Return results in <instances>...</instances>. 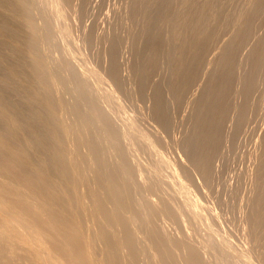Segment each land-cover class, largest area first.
I'll return each mask as SVG.
<instances>
[{
  "label": "bare ground",
  "instance_id": "1",
  "mask_svg": "<svg viewBox=\"0 0 264 264\" xmlns=\"http://www.w3.org/2000/svg\"><path fill=\"white\" fill-rule=\"evenodd\" d=\"M83 1L85 2V0H82L81 2ZM131 1L132 12L129 11L131 12V17L129 15L130 23L134 26L136 25L140 29L138 31V29L135 28L138 32H135L134 34L132 33V42L134 48L133 53L135 54L136 59L133 60L135 61L134 63H132L133 65L131 64L132 60H129L130 67L132 65L133 68L131 67L132 76H128L126 74H123L125 72L124 69L121 68L122 70H124V72L120 70L119 65L117 64L119 63V59H117L116 55L112 56L110 68L108 64L107 74H105V71V73L101 72L102 70H104L103 67L101 71L97 69V67H93V64H91L93 66L90 67L89 65L87 67L86 64H90L91 62V60L90 62H88V57H85L86 59L81 57L84 59L83 61L87 60V62L85 61V66L87 68L84 67V65L79 64L80 60L77 62L76 56L81 53H79L78 50L82 45H80V43H78L77 41L79 40V42H81L80 38L82 40L83 38L80 35V38H78V40H76L77 38H72L76 41V44H79L77 46H80V48H75L73 46L75 44L73 43L72 46L74 48H71V41L70 45L67 44L69 42L66 43L64 41V37L66 36L64 35V31H66L67 33L70 32V28L68 27L69 25L66 24H69V20L71 19L67 18L68 22L65 23V25L69 28H66L69 30L68 32V30L64 29L65 27L63 28L64 30L62 29V27H60L65 25H62V22L64 23V21L59 24L61 19L60 17H58L64 9H62V6L65 5L64 3H68V6L69 2H72V0H0V264H264V178H262L263 184L262 182V185L260 184V187L263 188L261 189V192L259 191V197L256 196L259 193L255 195L258 198L256 199V201L254 200V208L252 207L253 210L251 209L252 212L250 215L253 218V225L251 223L252 227L250 228L252 229V233L250 238L252 239V241H249V244L246 247V244H244V246L242 247L243 249H238L235 246L236 244L233 245L236 242L239 243V240L242 238H240L236 242H234L235 240H233L232 244V241L227 238L228 234H226V237H224V235L221 236L223 234L222 232L220 233L219 230V228H222L223 226L221 225V223V227H218V233L220 234L217 233L218 230L214 231V229H212L213 224L209 223L206 225L200 223L203 226L206 225L208 228L206 229L204 226V230H206V232L204 234H202V232V236H200L201 234L197 235L200 237L195 236L197 234H195V232H199L196 230L203 229V227L201 228L199 222H197L200 221L197 220V217H200L201 219L204 218L203 216H206V213L209 212V210H207L206 212L204 211V208H201L202 202H199V199L201 198L200 196H198V198L195 197L196 199L191 197L192 193L190 191V188L188 187L191 181H188L191 180L190 176L192 177L194 172H192V175H190L191 172L189 171L190 169H188L189 167L187 168V165H185L182 161H179L180 159L176 162V164H173V168L170 169V172L172 173V169L174 170L172 173V175L174 174V179L173 177L172 180L170 179L171 182L169 185H173L172 188L174 187L175 189L174 192H172V195L169 196L167 192H170L171 190L173 191V189L167 191L169 189V186L166 190L164 189L163 182L168 181L165 180L168 179V176L165 179L163 178L164 173L162 174V168L164 167L163 164L167 165L168 163L170 166L169 161L171 159L168 160V156L170 157V155L167 154L168 156L165 157V153L162 152V150H160L157 145L162 144L164 138L161 137L164 135V133H161L163 134L162 136L160 134L157 137L155 136L157 135L156 132V134H154L153 136L155 137V139L152 138L150 132H147L142 125L140 127L137 126L138 121H135V119L137 120L138 116L133 119V113L128 111V108L125 107L129 115L126 114L125 116V113L123 112L125 118L122 117V115L118 111L120 107L117 110V106L115 107L114 105L113 107L112 105L115 104L113 102L114 100H110L115 99V97L118 100L120 96L119 94H117L118 91H125V89L127 90L126 94L128 93L127 98H129V93H132L134 89L136 90L137 86L138 89H142L141 95L143 94L145 97H147V95L149 94L152 97V100L154 101L152 104L155 113L154 117L156 116L155 119L157 118L156 120L163 125V128L166 127V129H168L167 127H170L169 124H171L169 122L173 121L171 120L172 114L170 112V107L172 105L174 106L178 104L179 102L183 103L185 101L183 100V98L186 93L188 92L187 95H189V93L191 92H189L190 88H194V90L196 89L191 85L198 79V76L200 77V73H202L201 68H207V74L209 72H212V70H218V77L213 75L215 71L212 74L209 73L214 77L210 78V76L208 75L209 82L206 84V86L208 85V87H206L207 89L205 90L202 102L199 104V106L196 105L198 107H195L194 105L196 111L200 110L202 115H198L197 112L196 115H198V117L191 113L193 114V117L195 116L197 118L194 119L193 128L190 126V128L192 129L188 130V132H191L190 136L186 138L182 137L181 139L176 138L177 141H180L184 144V148L186 147L190 149V151L192 149L191 158H193V166L197 167L196 169H198V172L200 171L199 173L202 175V179L204 178V181H206L207 185H210L213 178V171L215 170L213 169L215 167L213 166L215 164H213L214 158L221 155V153L220 155L218 154L219 149H221L219 147L220 144L224 147L221 142L223 140V137H227V135H225V132V136H223V131L225 130L223 129V124L228 116V111L231 109L230 107L235 106L236 103L233 101L234 96L232 97V101L234 103L231 101V96L234 94L230 92V86L233 85L234 87H236L234 84L235 82L233 83V79H235L234 77H236L237 84L245 82V84H241H244L246 86V83H248L249 86L247 85L248 87H244L246 88L245 90H247V88L249 87L251 88V86V90H253V86L257 85L259 77L261 76L262 63L264 58V42L262 41L259 44H255V42H257L255 41V46L253 47L252 44L251 48L247 46L248 48H246L247 50L245 53H241V51L239 54V51L242 47L243 42L246 40L248 33L251 32V34H254L252 33V30L250 31V29L253 27L251 26L253 25L251 24V21L254 20L252 19V17H255V15H257L258 13L260 15V12L262 14L263 10L261 11V9L264 6H262V4L264 3L263 0ZM45 2L47 4L49 3L48 6L51 7L49 12H51V10L53 9L52 11H54V13L58 15L57 19H59V21H57L59 23L56 21L55 22L59 25H56L55 22L51 23V19L46 18L47 15H45V7L47 6V4ZM83 4H81L80 7ZM84 6L86 7L85 4ZM173 6L174 12H171L173 11ZM130 7H126L124 9H131ZM102 9L106 10V8ZM90 10L88 14H90ZM109 10L107 11L109 12ZM111 10L116 11V9L113 8ZM79 11H81V9ZM82 13L87 14V11ZM65 15L67 17V14L64 13L63 16ZM113 15L115 14L113 13ZM63 16H61V18ZM54 17L56 18V16ZM258 17H256L255 20L261 19ZM71 21H73V18ZM73 22L75 23L77 21ZM123 22L126 23L125 17ZM257 22L258 21H256V23ZM50 23L52 25L55 24L56 26H51ZM84 23L86 22L84 21ZM86 24H88V21ZM261 24L263 26L264 23ZM258 25L260 26V24ZM90 28H87V30H90ZM257 28L259 27L257 26ZM225 29H230L231 32L230 34L227 33L228 37L224 38V41L220 40L223 43L222 45L220 44V46L217 47V43L220 42L217 41L218 39H220V35H222L226 31ZM256 29H254L255 33L259 31H256ZM80 31L78 30V32ZM93 31H95V27ZM57 32L58 34L63 36L64 44L63 42L59 43ZM90 34L92 36L94 35L89 32V36ZM107 34H104V36ZM112 34H114L115 36L114 32ZM68 35L69 34H67V36ZM85 35H87V33ZM101 35L102 34L99 35L100 38ZM262 35H264V30ZM76 36L78 35H75V37ZM259 37L258 39L261 38ZM91 38L92 37L90 36L89 40ZM114 39L118 41L117 38ZM254 40L256 39L254 38ZM87 41L88 40H85V42ZM91 42H94V40L91 39ZM101 43L103 44V42ZM115 43L116 42L113 43L114 48L116 45L120 44L118 42L119 44L117 43L115 45ZM60 44H63V46H60ZM96 44L98 45V43ZM86 45H88V43ZM103 45L106 46L105 43ZM58 46L62 49L60 48V50ZM73 49H76L79 54L77 53V51H75L78 54L75 56L76 53H74ZM97 50H99V48ZM92 51L93 48L91 51H89L91 53V57L93 56ZM102 51L103 50L99 52ZM129 51L131 52L132 58H134V54H132L133 49H129ZM89 54L87 53L86 55L88 56ZM97 55H101L102 57V53H98ZM80 56L82 55L80 54ZM123 58L125 57H122V59ZM95 62L96 61L94 60L92 63ZM100 63L102 62H99V64ZM126 63H128V61ZM122 64H124L122 65V67L126 65L125 62ZM205 64L206 67H203V65L205 66ZM98 67L100 68V66ZM263 71L264 70H262V73ZM204 78L207 79V77ZM106 81H109L111 83H107L108 86L111 85V88L110 86L107 88V85H104L106 84ZM260 83L262 84V82ZM260 83H258V85ZM203 86H205V84ZM128 87H130L129 90H131V92H128ZM202 87L201 89H203ZM236 88L239 89L240 92L243 89L242 87H240L242 88L240 90V88H238V85ZM147 89H151L153 93H149L151 92V90L149 92H146ZM240 92L239 94H242ZM124 93L125 92H123V94ZM138 93H140V91ZM192 93L195 94L196 91L195 93L191 92V94ZM254 93L252 95H254ZM198 95L200 97L202 96L199 93ZM251 97L252 100H254L253 96ZM260 97L263 96L260 95ZM133 98L135 100V97ZM189 98L191 99V97H188V99ZM240 98L241 96L238 97V99ZM147 99L149 100V98ZM109 100L113 103H109ZM142 100L143 99H141V101ZM145 100L146 98L144 99V101ZM249 100L252 101L250 98ZM260 100L262 99L260 98ZM254 102L257 101L255 100ZM135 103L136 102H134V104L132 105L130 104L131 106H133L130 108L137 109L138 106L136 105L137 103ZM142 103L139 104H141V106L143 107L145 104L148 105L151 102H145V104ZM237 103L238 105L240 104V102ZM122 104H124L125 106V103ZM134 105L137 108H135ZM152 105L150 104L149 106L152 107ZM240 106L241 104L239 105V108ZM127 107H129V105H127ZM247 107L249 108L248 104ZM250 107H252V105H250ZM259 107H262L260 103ZM143 109H146V107H144ZM254 109L251 108V110L253 111ZM179 110L183 109L181 108ZM133 111L134 110L132 109V112ZM137 111L139 112L140 110L137 109ZM137 111H135V113L140 115L141 112L139 114L137 113ZM145 111L146 110H144V115L148 113H146ZM236 111H238V107ZM181 112H179V115ZM254 112L253 114L256 115L258 111L256 113ZM130 113L131 117H129ZM245 115L246 117L249 116L247 115V111ZM249 117L251 118V116ZM188 118L191 117H189L188 115ZM138 119L141 120L140 117ZM230 119L232 120V118ZM237 119L239 120V118ZM143 120L144 118L142 119V121ZM258 121L260 122V119ZM145 122L147 121L145 120ZM241 122L239 121L237 122V124ZM139 124L140 123H138V125ZM150 124L151 123L149 122V125ZM155 124H158V122ZM181 124L182 123H180L179 126H181ZM175 125H178V123ZM259 125L261 126L260 123ZM158 126L156 128H158ZM171 126L173 134L174 126ZM235 126L236 124H234V128ZM243 126L245 127V125ZM244 127H242V129ZM163 128L161 129L163 130ZM187 128L188 127H186V130ZM177 129L178 128L176 127V132ZM239 130L240 131H236L242 132L241 128ZM157 131H159V129ZM167 131L163 130V132L165 133ZM261 131H264V128ZM243 132H245V130H243ZM169 133H171V131H169ZM172 134L169 136L170 138H168L170 139V142ZM233 134L232 136L234 137L236 134ZM167 135L169 134L167 133ZM238 135H240V133ZM137 138L138 140L140 138L143 139L144 141L142 140V143L146 141L145 145L147 146L148 144V146L151 148V151L148 150V153L152 151L155 153V157L154 155L152 157L153 160L155 158L154 167H150V164L148 167L144 166L142 163H140V161H138V157H136L135 152H137L138 150L137 147L139 145L143 146L144 143H140L141 139L139 140V142ZM165 138L167 137L165 136ZM234 138L238 139L237 136H235ZM172 140L174 139L172 138ZM170 142H166L165 146H159L166 147L167 143H169L170 147H174L175 145H170ZM174 143L175 142H173L172 144ZM261 146L259 145V147ZM139 149L142 151L141 147ZM144 149L145 148H143V150ZM166 149H168V147H166ZM253 149L254 148H252V151ZM171 150H173V148H170V151ZM142 152V154H144L145 150ZM177 152L178 151L175 150V152L173 151L172 153L175 154ZM242 152L245 151H243L242 149ZM145 153L149 155L147 152ZM217 154L219 156H216ZM188 155L189 154H187L186 156ZM240 155L241 154H239V156ZM171 156L173 157V154ZM221 157H224V155ZM260 157L261 156H259V160ZM173 160L171 161L173 162ZM238 160L237 162L240 161ZM188 166L191 165L188 164ZM170 167H172V165ZM165 168L168 169V167L166 166ZM165 168L164 171L166 173V171L169 170H165ZM245 171L247 170L245 169ZM235 172L241 171L235 168ZM256 172H253V174ZM168 173L169 172H167V174ZM242 173L244 174V172ZM242 173H240V175ZM224 176L225 174H223V177ZM196 177H198L199 179V176ZM261 177L264 176H259V178ZM187 178L189 180H186ZM252 179L253 178H251V180ZM226 180L228 181V179ZM199 183L202 184L203 181ZM222 183L223 180L221 184ZM253 183L254 181L252 182V184ZM257 183L259 184V181H257ZM192 184H195V186L197 187L198 183L193 182L191 183V185ZM243 184L244 183H242L241 185ZM212 188L210 189L209 187L210 190L208 191L212 192ZM163 189L167 192L162 191ZM193 189L194 188L192 187V190ZM215 189L217 190V188ZM215 189L213 188V191ZM238 190H240V188ZM202 192L204 193V191ZM212 194L210 195V197L212 196ZM223 195L222 197H224ZM176 196L181 199V203L178 201L180 204L176 203ZM222 197L220 199L221 202L224 200V198ZM235 197L237 198V196H234V198ZM203 201L205 202V200ZM245 201L246 200L244 199V202ZM219 203L220 202L218 201V204ZM230 203L232 204V202ZM223 204L224 203H222L220 206H222ZM251 204L252 203L250 202V205ZM210 205L211 203L209 204V206ZM206 206L208 208H211L208 206V203L205 205V209H207ZM233 208H231V212ZM222 210L220 211L222 212ZM229 210L230 209H228V212ZM223 211H226V209ZM214 214L215 212L213 213V215ZM222 214H224V212ZM228 217H230V215ZM166 218L170 219L171 223L183 222V224L181 223L183 227H181V224H177V226H180L182 229L179 227L181 230L179 228L178 230L177 228H175L177 227L175 225V227L173 228L177 229V231L175 229L174 231L170 228V226L172 227L173 225H170L171 223L169 222V220H167L169 222V226L167 225L169 227L168 228L166 226V224L168 223L166 222L165 224ZM206 218L210 219V217L208 216ZM215 218L217 220V217ZM235 218L236 217H234V219ZM249 220L251 221V219ZM249 220H247L248 223H250ZM193 222H195L194 225L196 224L198 229H194L196 227H190L193 226ZM230 223L232 224V221ZM225 226L228 227L229 225ZM242 228L241 230L244 231L245 229ZM170 229L173 231H170ZM227 231L228 229L226 230V232ZM231 231L232 234L234 231Z\"/></svg>",
  "mask_w": 264,
  "mask_h": 264
},
{
  "label": "rangeland",
  "instance_id": "2",
  "mask_svg": "<svg viewBox=\"0 0 264 264\" xmlns=\"http://www.w3.org/2000/svg\"><path fill=\"white\" fill-rule=\"evenodd\" d=\"M48 1V0H47ZM77 1V2H76ZM82 0H72V2H69V5L67 6V4L68 3H64L65 5H63L62 6V9L64 10V13L65 14H67V17H66V15L65 16H63V10H62V15L60 14L59 16L57 15V14H55L54 13V11H52L51 10V12H49L50 11V9H51V7H49L48 5H49V3L47 4L46 2V4H47V6H46V4H45V6L47 7H45V15H47L46 16V18H50L49 20H50V22L51 23H54L55 21L56 22H58L59 21V19H57L58 17H60V23L59 24H61V22L62 21H64V23L62 22V25H65V23H67L68 22V20H67V18L68 19H71L72 20V18H73V21H77V22H73V21H71V20H69L70 22H69V24H66V25H69L68 27L70 28V32H69V28L65 25V26H60V27H62V29L64 28V29H66V28H68V29H66V30H68V32L69 33H67L66 31H64V35H66L64 38H65V40H64V38H63V36H61L60 34H58V32H57V38H58V41H59V43H62L63 42V44H64V41L67 43V42H69V43H67V44H69L70 45V41H71V45H70V47L71 48H76L77 47V49H79L80 48V46H77V45H79L78 43H80V45H81V48L78 50L79 51V53L82 55V56H80V54L78 53V51L76 50V49H73L74 50V53H76L75 51H77V53L79 54H75V56L76 55H78V56H76V58H77V62L79 61V64H81V65H84V67H86L85 66V63L87 62V60H89L88 62H90V60H91V62H90V64L88 63V64H86L87 65V67L90 65V67L91 66H93V67H97V69H99L100 71L102 70V67H103V69L104 70H102L101 72H103V73H105V74H107V70H108V64H109V68H110V64H111V61H112V56L113 55H116L117 56V59H119L118 61H119V63H117L118 65H119V68H120V70L121 71H123L124 72V70H125V72L123 73V74H126V75H128V76H132V68H133V64L132 63H134L135 61H133V60H135L136 59V56H135V54L133 53L134 52V48H133V42H132V35L135 33V32H138L139 31V29L140 28H138L136 25L134 26L133 24H131L130 23V17H131V12H132V1L130 0H118V2H117V0H98V2H97V0H94V2H93V0H92V2H91V0H90V3H89V0L88 1H86L85 0V2L83 1V2H81ZM76 2V3H75ZM88 2V3H87ZM101 2V3H100ZM103 2H105V3H103ZM116 2V3H115ZM120 2H121V5H120ZM126 2V3H125ZM131 2V3H130ZM263 2H264V0H263ZM72 3V4H71ZM73 3H75V4H73ZM86 5V7L84 6V4ZM91 3H92V5H91ZM96 3V4H95ZM123 3V4H122ZM71 4V5H70ZM77 4V5H76ZM78 4H79V7H78ZM81 4H83L81 7H80V5ZM113 4V5H112ZM116 4V5H115ZM131 4V5H130ZM88 5V6H87ZM97 5V6H96ZM111 5V6H110ZM124 5V6H123ZM264 5V3L262 4V6ZM72 6H73V8H72ZM76 6V7H75ZM94 6V7H93ZM96 6V7H95ZM113 6H116V7H113ZM121 6V7H120ZM131 6V7H130ZM69 7H70V9H69ZM91 8V10H90V8ZM126 7H130L131 9H124V8H126ZM86 8V9H85ZM100 8V9H99ZM102 8H106V10L105 9H102ZM116 9V11H118V12H116L115 10H111V9ZM48 9V10H47ZM72 9V10H71ZM75 11H74V10ZM81 9V11H79ZM83 9V10H82ZM88 9V10H87ZM98 9H99V12H98ZM110 9V10H109ZM119 9V10H118ZM171 9V8H170ZM172 9H173V11H171V12H174V6L172 7ZM171 9V10H172ZM71 10V11H70ZM87 11V14L86 13H82V12H86ZM89 10H90V14H88L89 13ZM96 10V11H95ZM107 10H109V12L107 11ZM121 10V11H120ZM125 10V11H124ZM264 11V6L262 7V9H261V11ZM49 13H48V12ZM94 11V12H93ZM129 11H131V12H129ZM262 11V14H261V12H260V15H259V13L257 14V15H255V17L253 18L252 17V19H254L253 21H251V24H253V25H251V26H253L251 29H250V31L252 30L253 32L252 33H254V34H251V32H249L248 33V35H247V38H246V40L243 42V44H242V47L240 48V51H239V54H240V52L241 53H245L246 52V48H251L252 47V45H253V47L255 46V44H259V43H261L262 41L264 42V35H262V33H263V30H264V24H263V26H262V24L261 23H264V12ZM72 12H74V13H72ZM79 12V13H78ZM93 12V13H92ZM96 12V13H95ZM106 12V13H105ZM116 12V13H115ZM123 12H124V14H123ZM49 15H48V14ZM103 13H105V14H103ZM111 13V14H110ZM113 13L115 14V15H113ZM118 13V14H117ZM123 15H122V14ZM126 13V14H125ZM55 14V15H54ZM72 14V15H71ZM75 14V15H74ZM78 14V15H77ZM87 15V17H86V15ZM117 14V15H116ZM128 14V15H127ZM70 17H69V16ZM82 17H81V16ZM102 15V16H101ZM129 15H130V17H129ZM50 16V17H49ZM54 16H56V18L54 17ZM58 16V17H57ZM61 16H63L62 18H61ZM73 16V17H72ZM74 16H76V17H79V18H76V17H74ZM117 16V17H116ZM121 18H120V17ZM258 16H260V17H258ZM66 17V18H65ZM81 17V18H80ZM84 17V18H83ZM103 17V18H102ZM111 17V18H110ZM115 17V18H114ZM124 17H125V22L127 23H124L123 21H124ZM126 17H128V18H126ZM256 17H258V18H261V19H256L255 20V18ZM54 19V21H53V19ZM96 18H97V20H96ZM75 19V20H74ZM86 19H88V20H86ZM118 19V20H117ZM58 20V21H57ZM122 20V21H121ZM126 20H128L129 21V23H128V21H126ZM84 21L87 23V21H88V24H86V23H84ZM89 21H90V23H89ZM96 21V22H95ZM116 21V22H115ZM119 21V22H118ZM256 21H258L257 23H256ZM261 21V22H260ZM55 22V24L56 25H59V24H57ZM73 22V23H72ZM92 22V23H91ZM50 23V24H51ZM76 23H78V24H76ZM100 23V24H99ZM116 25H115V24ZM117 23H118V25H117ZM123 23V24H122ZM55 24H51V26H56ZM75 24H76V26H75ZM92 24V25H91ZM105 24V25H104ZM126 26H125V25ZM130 24V25H129ZM254 24H256L259 28H257V26L256 25H254ZM258 24H260V26L258 25ZM91 28H90V27ZM93 26V27H92ZM97 26V27H96ZM119 26V27H118ZM131 28H130V27ZM74 27H75V29H74ZM80 27V28H79ZM94 27H95V31H93L94 30ZM107 27V28H106ZM111 27H114V28H111ZM127 27V28H126ZM129 27V28H128ZM257 29H256V28ZM261 27V28H260ZM72 28V29H71ZM78 28V29H77ZM87 28H90V30L88 29L87 30ZM98 29V31H97V29ZM105 28V29H104ZM120 28V29H119ZM135 28H137L138 29V31H136V29ZM256 29V31L257 30H259V31H257L256 33L254 32L255 30L254 29ZM263 28V29H262ZM63 29V30H64ZM76 29H77V31H76ZM87 31H86V30ZM102 29H104V30H102ZM110 29H111V31H110ZM114 29H115V31H114ZM119 31H118V30ZM261 29H262V31H261ZM78 30L80 31V32H78ZM100 30V31H99ZM108 30H109V32H108ZM127 30V31H126ZM135 30V31H134ZM226 31H228V30H230V29H225ZM72 31V32H71ZM76 31V32H75ZM84 31V32H83ZM86 31V32H85ZM91 32L92 34H94L93 36L90 34V36L92 37L91 39L92 40H94V42H91V39L89 40V38H90V36H89V32ZM104 31V32H103ZM106 31V32H105ZM116 31H118V32H116ZM224 32L222 35H220V39H218V41L217 42H219L220 40L222 41L224 38H226V37H228V34H230V32H231V30L230 31H228V32ZM96 32H97V34H96ZM99 32V33H98ZM115 33V36H117V37H115L114 36V34H112V33ZM259 32V33H258ZM66 33V34H65ZM70 33H72V34H70ZM78 35V36H76L75 37V35ZM82 33V34H81ZM87 33V35H85V34ZM108 33V34H107ZM128 34V36H130V37H128L127 36V34ZM131 33V34H130ZM133 33V34H132ZM228 33V34H227ZM67 34H69L68 36H67ZM100 34H102L101 35V38H100ZM104 34H107V35H105V36H107V37H105L104 36ZM112 34V35H111ZM227 34V35H226ZM251 34V35H250ZM258 34V35H257ZM75 37H73V36ZM83 38V40L80 38V36ZM120 35V36H119ZM123 37H122V36ZM251 37H250V36ZM252 35H255V36H252ZM70 36H72V37H70ZM87 38H86V37ZM89 36V37H88ZM97 36V37H96ZM127 36V37H126ZM222 36V37H221ZM250 38H249V37ZM261 38H260V37ZM111 37V38H110ZM117 38L118 39V41L117 40H115L114 38ZM258 37L260 38V39H258ZM262 37H263V39H262ZM70 40H69V39ZM76 39V40H78V38H80V41L81 42H79V40L77 41L78 43L76 44V41L75 40H73V39ZM86 38V39H85ZM107 38V39H106ZM122 38V39H121ZM126 38H127V40H126ZM129 38V39H128ZM254 38L256 39V40H254ZM73 41H72V40ZM88 40L87 42H85V40ZM101 39V40H100ZM102 39H105V40H102ZM109 39H110V42H109ZM123 39H125V40H123ZM64 40V41H63ZM121 40H122V43H121ZM129 40V41H128ZM253 40V41H252ZM83 41H84V43H83ZM95 41H97V42H95ZM108 41V42H107ZM220 41V42H221ZM224 41V40H223ZM255 41H257V42H255ZM259 41V42H258ZM75 42V43H74ZM100 42V43H99ZM101 42H103V44L105 43V45L106 46H104ZM114 42H116L115 43V45L118 43L119 45H116L115 46V48H114V45H113V43ZM130 42V43H129ZM217 43V47L218 46H220V44L222 45V43L223 42H221V43ZM249 42V43H248ZM251 42V43H250ZM254 42H255V44H254ZM75 44V45H73V44ZM88 43V45H86ZM91 43V44H90ZM96 43H98V45H99V47H98V45L96 44ZM107 43H108V46H107ZM63 44H60V46L62 45L63 46ZM86 46H85V45ZM101 44H102V46H101ZM109 44H110V46H109ZM123 44H125V45H123ZM131 44V45H130ZM246 44V45H245ZM252 44V45H251ZM74 47H73V46ZM84 45V46H83ZM113 45V46H112ZM122 47H121V46ZM127 45V46H126ZM144 45H145V42H144ZM118 46V47H117ZM121 47V49H120V47ZM248 46V47H247ZM59 47V46H58ZM79 47V48H78ZM83 47H84V49L86 50V52H85V50L83 49ZM93 48V51H92V57H91V53L89 52V51H91L92 50V48ZM99 48V50H97L98 48ZM102 47V48H101ZM110 47V48H109ZM244 47H245V49H244ZM61 47H59V49H60ZM105 48V49H104ZM122 48H124V49H122ZM133 49V51H132V54H134V58H132V55H131V52L129 51V49L130 50H132ZM62 49V48H61ZM60 49V50H61ZM120 49V50H119ZM241 49H244V50H241ZM101 50H103L102 52H99V51H101ZM107 51V52H105V51ZM122 50V51H121ZM126 50V51H125ZM263 50H264V48H263ZM98 51V52H97ZM59 52H61V51H59ZM58 52V53H59ZM120 52V53H119ZM127 52V53H126ZM130 52V53H129ZM89 54L88 56L86 55V54ZM94 53V54H93ZM101 54L102 53V57H101V55H97V54ZM120 54V55H119ZM107 55H108V57H107ZM111 55V56H110ZM122 55H126V56H128V57H126V56H122ZM131 55V56H130ZM211 56V55H210ZM263 56H264V54H263ZM78 57H80V58H78ZM81 57H83V58H85V57H88L87 58V60H85V61H83L84 59L83 58H81ZM92 58V59H90V58ZM105 57V58H104ZM122 57H125V58H123L122 59ZM97 58V59H96ZM107 58V59H106ZM86 59V58H85ZM101 59V60H100ZM103 59H104V61H103ZM128 59V60H127ZM96 61L95 63H92L93 61ZM120 60H122V61H120ZM129 60H132L131 61V67H130V61ZM109 63H108V62ZM128 61V63H126ZM84 62V63H83ZM98 62V63H97ZM99 62H102V63H100L99 64ZM106 62H107V64H106ZM125 62V66H123L122 67V65H124V64H122V63H124ZM263 63H264V58H263ZM262 63V70H264V68H263V66H264V64ZM91 64H93V65H91ZM97 64V65H96ZM101 64H102V66H101ZM98 66H100V68L98 67ZM128 66V67H127ZM86 67V68H87ZM125 67H126V69H125ZM203 67H206V64H205V66L203 65ZM124 69V70H122V69ZM129 69V70H128ZM205 70V71H204ZM262 70H261V76L259 77V80H258V83H260V82H262V84L260 83L259 85H258V83H257V85H255V86H253V90H251L252 89V86H251V88L249 87V88H247V90H245L246 88H244V87H246L247 85L249 86V84L248 83H246V86L244 85L245 84V82H241V83H244V84H237L236 82V77H234L235 79H233V83L235 84V86L237 87V85H238V88H240V87H242V88H240V90H241V92L239 91V89H237L236 87H234L233 85V88H232V86H230V88L233 90H231L230 89V92H232V94H234V95H232L231 96V101L233 100L234 102H236L235 103V106H231L230 108V110L228 111L229 113H228V116H227V118H226V121L224 122V124H223V129H225L224 131H223V136H225V135H227V137L225 136V137H223V140H222V144L224 145V147L220 144V147L219 148H221V149H219V151H218V154L220 155V153H221V155L219 156L218 154L216 155V156H219V157H216V158H214V161H213V166H215L213 169H215L213 172V178H212V184L210 183V185L208 184L207 185V183H206V181H204V178L202 179V175L198 172V169H196L197 167H195V166H193L194 164L192 163L193 162V158H191L192 157V149H191V151H190V149H188V148H184V144L182 143V142H180V141H177V139H181L182 137H184V138H186V137H189L190 136V134H191V132H188V130L189 129H192L193 128V125H194V119H196L197 117H193V114L194 115H196V113L198 112V115L200 114V116L202 115L201 114V111L200 110H198V111H196V108L195 107H198L199 106V104L202 102V99H203V97H204V93H205V90L207 89L206 87H208V85L206 86V84L209 82V77H208V75L210 76V78L211 77H214V76H217V75H219V73H218V70H212V72H209L210 74H212L214 71V73H213V75H210L209 73L207 74V68L206 69H204V68H201V71H202V73L204 74H202V73H200V77H201V80H200V77L198 76V79L196 80V81H194L193 83H192V87H195L196 89L194 90V88H190V90H189V92L191 91V92H194L195 93V91H196V95L195 94H191V92L189 93V95H187V93H186V97L184 96V98H186V99H184L183 98V100H185L183 103L182 102H179L178 104H176L177 105V107H176V105H172L170 108L172 109H170V112H171V114L173 115H171V120H173L172 122L170 121L169 123H171V124H169V126L170 127H167L168 129H166V127L165 128H163L162 126V124L159 122V121H157L156 119H155V117H154V115H155V113H154V110H153V100H152V97L148 94L147 95V97H145L143 94L141 95V88L140 89H138V87L136 86V90L134 89V91H136V92H134V91H132V93H129L130 94V96H129V98H127L128 97V93L126 94V92H127V90L125 89V91H123V90H121V91H118V93L117 94H119L120 96H119V99L117 100V98L115 97V99H110L111 101L112 100H114L113 102L115 103V104H112L113 105V107H114V105H115V107L117 106V110H118V108L120 107L121 108V110H120V108H119V112H120V114L122 115V117H124V113H125V116H126V114H128L129 115V113H127L128 111H130L131 113H133L132 114V118L134 119V118H136L137 116H138V118L140 117L141 118V120L140 119H138L137 118V120L135 119V121H138L137 122V126H143L144 128H145V130L147 131V132H150V134H151V137L152 138H154L155 139V137H153L154 136V134H156V132H157V135H155V136H159L161 133H164V135L163 134H161V138H164L165 139V141H164V139H163V142H162V144H157L158 145V148L160 149V150H162V152H164L165 153V157H167L168 155H170V157L168 156V160H173V162L170 160L169 161V163H170V166L172 165V167H170L169 166V164L167 163V165L165 164H163V168H162V174H163V178L165 179V178H167V176H168V179H165V180H168V181H166V182H163V186H164V189L166 190L167 189V187L169 188L167 191H169V190H171V189H173V191L171 190L170 192H167V191H165L164 189L162 190V191H164V192H167L168 193V195L170 196V195H172V192H174V187L172 188V186L173 185H169L170 184V182H171V180H172V177H173V179H174V174L172 175V173H173V169H172V173L170 172V169L171 168H173V164H176V162L179 160V161H182L185 165H187V168L188 169H190L189 171L191 172V174H190V172H189V174L190 175H192V172H194L193 173V176L191 177L190 176V178H191V180H189L188 178L186 179V180H189L188 182H190L189 183V185H188V187L190 188V191H191V193H192V195H191V197L192 198H195V197H197L198 198V196H200L201 198V200L199 199V202L201 201L202 203V205H201V208H204V211H206L207 212V210H209V212H211V213H209V212H207L206 214H203V215H206V216H203L204 218H206L207 216L208 217H210V219L209 218H206L207 219V222H206V219H204V218H200V217H197V218H195V219H197V220H200V221H197V222H199V224L200 223H202V224H209V223H211V224H213L212 226V229H214V231L215 230H218V227H221V225H223L222 226V228H219V230H220V233L222 232L223 234L221 235V236H223L224 235V237H226V234H228L227 235V238H229L231 241H232V244H233V240H235L234 242H236V241H238L240 238H242L243 240H245V241H243L242 239H240L239 240V243L238 242H236V243H234L233 245H235L238 249H241L243 246H244V244H246L245 245V247L249 244L248 242L249 241H252V239L250 238L251 237V233H252V229L250 228V227H252V225H253V223H252V221H253V218H252V216L250 215L251 214V212H252V207L254 206V202L256 201V199L259 197V195H260V192H261V189L263 188H261L260 187V184H261V182H262V184H263V179L262 178H264V177H261V178H259V176H264V171H263V169H264V160H262V159H264V150H263V146H264V139H263V133H264V131H261V130H263V128H264V80H263V78H264V71H263V73H262ZM105 71V72H104ZM200 71V72H201ZM211 71V70H210ZM216 71H217V73H216ZM128 72V73H127ZM205 72H206V74H205ZM131 75H130V74ZM201 74H202V76H203V78H202V76H201ZM263 75V76H262ZM163 76V75H162ZM204 77H207V79H205ZM218 77V76H217ZM130 78H132V77H130ZM131 80V79H130ZM198 80H200L201 81V83H200V81H198ZM205 80V81H204ZM105 82V81H104ZM104 82H102V83H104ZM109 81H106V84H104V85H107V88L110 86V88H111V85H109L108 86V83ZM199 82V83H198ZM205 84V86H203L204 84ZM110 83V82H109ZM233 83H231V84H233ZM111 84V83H110ZM198 84V85H197ZM201 84H203V85H201ZM237 84V85H236ZM193 85H195V86H193ZM196 85H197V87H196ZM243 85V86H242ZM262 87H261V86ZM203 86V87H202ZM247 86V87H248ZM259 86V87H258ZM198 87H200V88H198ZM201 87L203 88V89H201ZM256 87V88H255ZM106 88V87H105ZM129 88L130 87H128V90H129ZM197 88H198V90H197ZM236 89V91H235V89ZM261 88V89H260ZM140 91V93H138L139 91ZM202 90V92H201V90ZM257 89V90H256ZM263 89V90H262ZM151 89H147L146 90V92H149ZM200 90V91H199ZM204 90V91H203ZM238 90V91H237ZM249 90V91H248ZM254 90H255V93H254ZM261 90H262V92H261ZM121 92V93H120ZM123 92H125L124 94H123ZM128 92H131V90H129ZM135 94H134V93ZM200 94V95H202L201 97L198 95V93ZM237 94H236V93ZM239 92L240 93H242V94H239ZM248 94H247V93ZM251 94H250V93ZM150 94L151 93H153V91L151 90V92H149ZM245 93H246V95H245ZM254 93V95H252ZM262 93V94H261ZM140 96H139V95ZM191 94V95H190ZM126 95V96H125ZM132 95V96H131ZM135 95V96H134ZM193 95V96H192ZM194 95H195V97H194ZM197 95H198V97H197ZM256 95V96H255ZM260 95H262L263 97H260ZM122 96V97H121ZM139 96V97H138ZM234 96V97H233ZM240 97L241 96V98L240 99H238V97ZM250 96V97H249ZM251 96H253V99L254 100H252V97ZM124 97H126V98H124ZM133 97H135V100H134V98ZM141 97V98H140ZM188 97H191V99L189 98L188 99ZM232 97H233V99H232ZM236 97V98H235ZM257 97V98H256ZM262 99V100H260V98ZM121 98H123V99H121ZM146 98V100L144 101V99ZM147 98H149V100L147 99ZM196 98V99H195ZM197 98H198V102H197ZM243 98V99H242ZM249 98L252 100V101H250L249 100ZM127 100V101H125V100ZM136 99H138V100H136ZM141 99H143L142 101H141ZM193 99V100H192ZM199 99H200V102H199ZM236 99H237V101H236ZM259 99V100H258ZM109 100V103H113V102H111ZM121 100V101H120ZM196 100V101H195ZM240 100V101H239ZM249 100V101H248ZM257 101V102H254V101ZM118 101V102H117ZM191 101V102H190ZM232 101V102H233ZM117 102V103H116ZM132 102V103H131ZM134 102H136L135 104L138 106V108L137 107H135V105H134V107L135 108H137L138 110H140L139 112L137 111V109H134V108H130V107H133V106H131L132 104H134ZM142 102H144V103H142ZM145 102L146 103H149V102H151V103H149L148 105H146L145 104ZM185 102H187L188 103V106H187V103H185ZM193 102H195V103H193ZM197 102V103H196ZM233 102V103H234ZM237 102H240V104H241V106H243V107H241L240 106V108H239V105H238V103ZM122 103H125V106H124V104H122ZM139 103H142V104H145L143 107L141 106V104H139ZM189 103H190V106H189ZM191 103H192V105H191ZM243 103V104H242ZM259 103H260V105L262 106V107H259ZM131 104V105H130ZM152 105V107L151 106H149V105ZM181 104H183V105H181ZM186 104V105H185ZM247 104H248V106H249V108L247 107ZM258 104V105H257ZM263 104V105H262ZM119 105V106H118ZM127 105H129V107H127ZM180 105H181V107H180ZM194 105H195V107H194ZM196 105H198V106H196ZM250 105H252V107H250ZM184 106V107H183ZM192 106V107H191ZM256 106V107H255ZM128 108L127 110H126V108ZM141 107V108H140ZM144 107H146V109H143ZM173 107V108H172ZM190 107H191V109L193 108L194 109V111H193V109L191 110L190 109ZM237 107H238V111H236L237 110ZM255 109H254V108ZM261 108V109H259V108ZM176 108H178V109H176ZM183 109V110H179V109ZM241 108H242V110H241ZM244 108V109H243ZM251 108L252 109H254V111L253 110H251ZM116 109V108H115ZM130 109V110H129ZM132 109L134 110L133 112H132ZM189 109H190V111H189ZM235 111H234V110ZM260 111H259V110ZM125 110V111H124ZM143 110V111H142ZM144 110H146L145 112L147 113H145L146 115H144ZM149 110H151V111H149ZM178 110H179V112H181L180 113V115H179V112H178ZM187 110H188V112H187ZM245 110V111H244ZM135 111H137V113H139L140 114V112H141V114L140 115H138V114H136L135 113ZM176 111V112H175ZM234 111V112H233ZM246 111H247V115H249V116H251V118L249 117H246ZM260 113H258V112ZM124 112V113H123ZM142 112H143V115L146 117H144L143 115H142ZM195 112V113H194ZM249 112H250V114H249ZM253 112L254 113H256V115L255 114H253ZM131 113H130V116L129 117H131ZM135 113V114H134ZM176 115H175V114ZM178 113V114H177ZM187 113V114H186ZM191 113H193V114H191ZM242 113V114H241ZM243 113H244V115H243ZM149 114V115H148ZM231 116H230V115ZM240 114H241V116H240ZM254 116H253V115ZM127 115V116H128ZM134 115V116H133ZM151 115H153V116H151ZM188 115H189V117H191V118H188ZM198 115H196V116H198ZM244 117H243V116ZM143 116V117H142ZM177 116V117H176ZM181 118H179V117ZM182 116V117H181ZM186 116H187V118H186ZM256 116V117H255ZM259 116V117H258ZM150 117V118H149ZM154 117V118H153ZM176 117V118H175ZM185 119H184V118ZM199 117V116H198ZM241 117V118H240ZM242 117H243V120H242ZM258 117V118H257ZM125 118V117H124ZM144 118V120L142 121V119ZM183 118V119H182ZM229 118V119H228ZM230 118H232V120L230 119ZM237 118H239V120L237 119ZM148 119V120H147ZM151 119H153V120H155V121H153V120H151ZM178 119H179V121H178ZM192 119V120H191ZM229 121H228V120ZM245 119V120H244ZM260 119V122L258 121ZM143 123H141L140 121ZM145 120L147 121V122H145ZM150 120V121H149ZM174 120H177V121H174ZM189 120H190V122H189ZM237 120V121H236ZM241 120H242V122H241ZM249 120V121H248ZM154 122V123H152V122ZM181 121H183V122H181ZM232 121V122H231ZM236 121V122H235ZM241 122V123H238L239 124V128H238V124H237V122ZM244 121H246V122H244ZM149 122L151 123L150 125H149ZM158 122V124H155V123H157ZM189 124H188V123ZM235 122V123H234ZM253 122H255V123H253ZM138 123H140L139 125H138ZM159 123H160V125H159ZM178 123V125H175V124H177ZM180 123H182L181 124V126H179L180 125ZM193 123V124H192ZM236 124V126H235V128H234V124ZM242 123H243V125H245V127L242 125ZM259 123L261 124V126L259 125ZM144 124H146V125H144ZM159 125L158 126V128H156L157 126H155V125ZM258 124V125H257ZM148 125V126H147ZM171 125H173L174 127H173V134H172V126ZM227 125V126H226ZM151 126V127H150ZM190 126L192 127V128H190ZM244 127L243 129H242V127ZM251 126H253V127H251ZM263 126V127H262ZM149 127V128H148ZM160 127V128H159ZM176 127L178 128L177 129V132L175 131L176 130ZM181 127V128H180ZM184 127V128H183ZM186 127H188L187 128V130H186ZM226 127V128H225ZM231 128V130H230V128ZM249 127H251V128H249ZM147 128V129H146ZM151 128H152V130H151ZM161 128H163V130H165V131H167V130H169V128H170V130L169 131H171V133H169V131H167L166 133L165 132H163V130L161 129ZM180 128V129H179ZM236 128H238V129H236ZM241 128V131L242 132H237L236 130H238V131H240L239 129ZM256 128V129H255ZM259 128H260V130H259ZM141 129H142V127H141ZM159 129V131H157ZM160 129H161V131H160ZM233 129H234V131H233ZM251 129V130H250ZM254 129V130H253ZM156 130V131H155ZM183 132H182V131ZM243 130H245V132H243ZM248 130V131H247ZM178 131H179V134H178ZM191 131V130H190ZM232 133H231V132ZM153 133V135H152V133ZM176 132V133H175ZM182 132V133H181ZM224 132H225V135H224ZM229 132H230V134H229ZM235 132V133H234ZM236 132H237V134H236ZM167 133L169 134V135H167ZM183 133H185V134H183ZM234 133V134H233ZM240 133V135H238ZM247 133V134H246ZM252 133V134H251ZM255 133H256V136H255ZM172 134V136H171V142H170V139H168V138H170L169 136ZM184 136H183V135ZM187 134V135H186ZM232 134L233 135H235V136H237V138L238 139H236V138H234L233 136H232ZM251 134V135H250ZM260 134V135H259ZM178 137H177V136ZM165 136L167 137V138H165ZM176 136V137H175ZM181 136V137H180ZM156 137V138H157ZM180 137V138H179ZM244 137H245V139H244ZM172 138L174 139V140H172ZM177 138V139H176ZM183 138V139H184ZM226 138V139H225ZM232 138H234V139H232ZM249 138V139H248ZM255 138H257V139H255ZM141 139V138H140ZM139 139V140H140ZM137 140H138V138H137ZM138 140V141H139ZM142 140L143 139H141L139 142L140 143H142ZM167 140V141H166ZM169 140V141H168ZM176 140V141H175ZM230 140V141H229ZM256 140H257V142H256ZM144 141V140H143ZM261 141V142H260ZM139 142H138V145H139ZM166 142H170L171 144L170 145H175L174 147H170L169 146V143H167V145H166V147H168V149H166V147H160V146H165V143ZM173 142H175L174 144H172ZM240 142V143H239ZM249 142V143H248ZM260 142V143H259ZM263 142V143H262ZM144 143V144H143ZM142 144H143V146L141 145H137L138 147V150H137V152H135L136 153V157H138V161H140V163H142L144 166H149V164H150V167H154V161H155V158H154V160H153V155H154V157H155V153L153 152V154H152V152H149L148 153V150L149 151H151L150 149V147L148 146V144H147V146H148V148H147V146L145 145L146 144V141L145 142H143ZM179 143H181V144H179ZM230 143H231V145H230ZM239 143V144H238ZM256 143V144H255ZM263 145H262V144ZM178 144V145H177ZM145 145V146H144ZM160 145V146H159ZM234 145H236V146H234ZM241 145V146H240ZM253 145V146H252ZM259 145L261 146V147H259ZM177 146V147H176ZM178 146H179V148H178ZM183 146V147H182ZM248 146V147H247ZM141 147V149H142V151H144L145 150V152H147L149 155H147L145 152H144V154H142L143 152L139 149ZM145 148L144 150H143V148ZM172 149L173 148V150H171L172 152L174 151L175 152V150L176 151H178L177 153H172L171 151H170V148ZM175 147H176V149H175ZM234 147V148H233ZM242 147V148H241ZM163 148V149H162ZM164 148H165V150H164ZM179 150H178V149ZM234 150H233V149ZM241 148V149H240ZM252 148H254L253 149V151H252ZM258 148V149H257ZM182 149H184V150H182ZM186 149V150H185ZM229 149V150H228ZM242 149H243V151H245V152H242ZM245 149H248V150H245ZM140 150V151H139ZM168 150V151H167ZM260 150H261V152H260ZM136 151V150H135ZM166 151V152H165ZM170 151V152H169ZM180 151V152H179ZM227 151V152H226ZM250 151V152H249ZM189 152V153H188ZM232 152V153H231ZM249 152V153H248ZM252 152V153H251ZM152 154V156H151V154ZM182 153V154H181ZM222 153H224V154H222ZM228 153V154H227ZM236 153V154H235ZM237 153H238V155H237ZM255 153V154H254ZM168 154V155H167ZM173 154V157L171 156ZM177 154V155H176ZM180 154V155H179ZM184 154V155H183ZM187 154H189L188 156H186ZM225 154H226V156H225ZM232 154V155H231ZM235 154V155H234ZM239 154H241L240 156H239ZM260 154V155H259ZM263 154V155H262ZM138 155V156H137ZM174 155H175V157H174ZM224 155V157H221V156H223ZM258 157H257V156ZM151 156V157H150ZM179 156H180V158H179ZM230 156H232V157H230ZM246 156V157H245ZM259 156H261L260 157V160H259ZM182 157V158H181ZM184 157V158H183ZM187 157V158H186ZM229 157V158H228ZM240 157V158H239ZM245 157V158H244ZM189 158V159H188ZM231 158H235V159H231ZM238 158H239V160H238ZM243 158V159H242ZM262 158V159H261ZM140 159V160H139ZM185 159H187V160H185ZM246 159H248V160H246ZM250 159V160H249ZM252 159H253V162H252ZM190 160H191V163H190ZM229 160V161H228ZM233 160V161H232ZM237 160L239 161V162H237ZM243 160V161H242ZM153 161V162H152ZM186 161V162H185ZM216 161V162H215ZM228 161V162H227ZM248 161V162H247ZM172 162V163H171ZM188 162V163H187ZM226 162H227V164H226ZM256 162V163H255ZM257 162H258V164H257ZM230 163V164H229ZM255 163V164H254ZM263 163V164H262ZM188 164H190L191 166H188ZM237 164V165H236ZM262 164V165H261ZM226 167H224V166ZM236 165V166H235ZM239 165V166H238ZM258 167H257V166ZM165 166L166 167H168V169L167 168H165ZM229 166V167H228ZM252 168H250V167ZM253 166V167H252ZM191 167V168H190ZM194 167H195V169L197 170V172H196V170L194 169ZM239 167H240V169H239ZM249 167V168H248ZM256 167V168H255ZM164 168H165V170H169V171H166V173H165V171H164ZM216 168H217V170H216ZM222 168V169H221ZM226 170H225V169ZM233 168V169H232ZM235 168L237 169V170H239V171H241V172H235ZM248 171H245V169ZM262 170H261V169ZM194 169V170H193ZM221 169V170H220ZM224 169V170H223ZM231 169V170H230ZM249 169V170H248ZM257 169H258V171H259V173H258V171H257ZM260 169V170H259ZM191 170H193V171H191ZM219 170V171H218ZM254 170H256V171H254ZM217 171H218V173H217ZM224 172V173H222V172ZM167 172H169L168 174H167ZM220 172V173H219ZM242 172H244V174L242 173ZM253 172H256V173H254L253 174ZM260 172H261V174H260ZM263 172V173H262ZM197 173H199V174H197ZM230 173V174H229ZM240 173H242L241 175H240ZM249 173V174H248ZM166 174V175H165ZM194 174H195V176H194ZM197 174V175H196ZM223 174H225V176L223 177ZM252 174V175H251ZM222 175V176H221ZM245 175V176H244ZM249 175H250V177H249ZM255 175V176H254ZM257 175V176H256ZM166 176V177H165ZM171 176V177H170ZM196 176H199V179H198V177H196ZM229 176V177H228ZM223 177V178H222ZM244 179H243V178ZM255 177V178H254ZM256 177H257V179H256ZM197 178V179H196ZM216 178V179H215ZM242 178V179H241ZM251 178H253L252 180H251ZM259 178V179H258ZM171 179V180H170ZM202 179V180H201ZM214 179V180H213ZM218 179V180H217ZM224 179H225V183H224ZM226 179H228V181L226 180ZM255 179V180H254ZM195 180V181H194ZM197 180V181H196ZM222 180H223V183L221 184V182H222ZM247 180H249V181H247ZM203 181V183L201 184V183H199V182H202ZM215 181V182H214ZM221 181V182H220ZM246 183H245V182ZM254 181V183L252 184V182ZM256 181V182H255ZM257 181H259V184L257 183ZM168 182V183H167ZM193 182H195V183H198L197 184V187L195 186V184H192L191 185V183H193ZM217 182V183H216ZM240 182V183H239ZM167 185H165V184ZM187 183V182H186ZM216 183V184H215ZM227 183V184H226ZM235 183V184H234ZM242 183H244L243 185H241ZM249 183V184H248ZM251 183V184H250ZM172 184V183H171ZM200 184H201V186H200ZM204 184V185H203ZM207 186H206V185ZM213 184H215V185H213ZM218 184V185H217ZM230 184V185H229ZM247 184V185H246ZM261 184V185H262ZM235 185V186H234ZM254 185V186H253ZM258 185H259V187H258ZM191 186V187H190ZM195 186V187H194ZM199 186V187H198ZM202 186H204V187H202ZM215 189V188H217V190L215 189L214 191H213V188ZM224 186V187H223ZM226 186V187H225ZM241 186V187H240ZM245 186V187H244ZM251 187V188H249V187ZM166 187V188H165ZM171 187V188H170ZM192 187L194 188L193 190H192ZM207 187V188H206ZM209 187H210V189L212 188V192H209L208 190H210L209 189ZM235 187V188H234ZM237 187V188H236ZM248 187V188H247ZM255 187V188H254ZM196 188V189H195ZM197 188H199V189H197ZM226 189V190H224V189ZM240 188V190H238ZM253 188V189H252ZM257 188H259V189H257ZM200 189H201V192H200ZM205 189V190H204ZM234 189V190H233ZM247 189V190H246ZM197 192H196V191ZM233 190V191H232ZM243 190V191H242ZM250 190V191H249ZM254 190V191H253ZM202 191H204V193L202 192ZM224 191V192H223ZM256 191V192H255ZM260 191V192H259ZM195 192V193H194ZM200 192V193H199ZM219 192V193H218ZM254 192V193H253ZM170 193V194H169ZM212 194V196L210 197V195ZM220 193H222V194H220ZM237 194V195H235V194ZM241 193V194H240ZM259 193V194H258ZM208 194H210V195H208ZM223 194H225V195H223ZM243 194V195H242ZM256 194H258V195H256ZM167 195V194H166ZM194 195V196H193ZM197 195V196H196ZM205 195H207V196H205ZM214 195H215V197H214ZM220 195V196H219ZM222 195L224 196V197H222ZM231 195V196H230ZM258 196V197H256V196ZM234 196H237V198L235 197L234 198ZM239 196V197H238ZM252 196V197H251ZM207 199H206V198ZM220 197V198H219ZM221 197L222 198H224V200L221 202ZM231 197H233V198H231ZM242 197V198H241ZM203 198V199H202ZM210 198V199H209ZM213 198V199H212ZM215 198V199H214ZM219 198V199H218ZM177 199V200H176ZM196 199V198H195ZM218 199V200H217ZM239 199V200H238ZM244 199L246 200L245 202H244ZM175 200L177 201L176 203H181V199H179V197H175ZM203 200H205V202L203 201ZM209 201L210 203H211V205L209 206V202H207V201ZM212 200V201H211ZM230 200V201H229ZM255 200V201H254ZM179 201V202H178ZM215 201V202H214ZM218 201L222 204V203H224L222 206H220L221 204L219 203L218 204ZM212 202H214V203H212ZM228 202V203H227ZM230 202H232V204L230 203ZM240 202V203H239ZM246 202H247V204H246ZM249 202V203H248ZM250 202L252 203L251 205H250ZM179 203V204H180ZM208 203V206L209 207H211V208H208L207 206V209H205V205ZM230 203V204H229ZM216 205V207H215V205ZM204 205V206H203ZM214 207H213V206ZM247 205V206H246ZM218 206V207H217ZM226 206V207H225ZM229 206H230V208H229ZM238 206H239V208H238ZM251 206V207H250ZM224 207V208H223ZM235 208V210H234V208ZM241 207V208H240ZM244 207V208H243ZM218 208H220V209H218ZM223 210H225L226 209V211H223ZM231 208H233V210H232V212H231ZM238 208V209H237ZM254 208V207H253ZM214 209V210H213ZM228 209H230L229 210V212H228ZM248 209V210H247ZM252 209V210H251ZM216 210V211H215ZM220 210H222V212L220 211ZM247 211V213H248V215H247V213H246V211ZM203 211V212H204ZM240 211V212H239ZM242 211V212H241ZM215 212V214L213 215V213ZM221 212V213H220ZM224 212V214H222ZM205 213V212H204ZM218 213V214H217ZM220 213V214H219ZM242 213H245V214H242ZM210 214V215H209ZM230 215V217H228L229 215ZM231 214H232V216H231ZM238 214V215H237ZM217 215H219V216H217ZM225 215V216H224ZM235 215V216H234ZM241 217H240V216ZM245 215V216H244ZM250 215V216H249ZM239 216V217H238ZM212 217V218H211ZM215 217H217V220H216V218ZM225 217V218H224ZM234 217H236L235 219H234ZM247 217V218H246ZM248 217H250V218H248ZM220 219V221H219V219ZM245 218V219H244ZM226 219V220H225ZM240 219V220H239ZM249 219H251V221L249 220ZM167 220H169V222L171 223V221H170V219H165V224H166V222L168 223V224H166V226L168 225L169 226V222L167 221ZM210 220V221H209ZM214 220H215V222H214ZM228 220V221H227ZM247 220H249V222L250 223H248V221ZM217 221V222H216ZM228 223H226V222ZM232 221V224L230 223ZM234 221V222H233ZM238 221V222H237ZM247 221V222H246ZM222 222H224V223H222ZM245 222V223H244ZM174 223V224H173ZM183 224V222H172L170 225H173L172 227L170 226V228L171 229H175V228H179L180 226H177V224L178 225H180V224ZM190 223V222H189ZM194 223L195 222H193V226H190V227H196V228H194V229H198V227H197V225L195 224L194 225ZM220 223H221V225H220ZM233 223H235V224H233ZM251 223H252V225H251ZM182 224H181V227H183L182 226ZM245 226H244V225ZM175 225L177 226V227H175ZM192 225V224H191ZM206 225H204L205 226V228L207 229L208 227L206 226ZM219 225V226H218ZM225 225H229L228 227H226ZM236 227H235V226ZM249 225V226H248ZM167 226V227H168ZM200 226H201V228L203 227V231L202 230H196V231H199V232H195V236H197V235H200L202 232V234H204L205 232H206V230H204L205 228H204V226L203 225H201L200 224ZM241 226V227H240ZM173 227H175V228H173ZM180 227V228H181ZM215 227V228H214ZM233 227H234V229H233ZM238 227H239V229H238ZM242 227H244V228H242ZM247 227V228H246ZM169 228V227H168ZM179 228V229H180ZM227 228L228 229V231L226 232V230L225 229ZM230 228H232V229H230ZM241 228L242 229H245L244 231L246 232H244V231H242L241 230ZM249 228V229H248ZM170 229V231H173V230H171ZM177 229H175L176 231H177ZM178 229V230H179ZM182 229V228H181ZM180 229V230H181ZM191 229V228H190ZM236 229V230H235ZM174 230V231H175ZM219 230L217 231V233L219 232ZM223 230V231H222ZM225 230V231H224ZM231 230H235L232 234H231ZM237 230H241V231H237ZM251 231V232H248V231ZM201 231V232H200ZM230 231V232H229ZM236 232V233H235ZM240 232V233H239ZM243 232V233H242ZM248 232V233H247ZM220 233H218V234H220ZM230 233V234H229ZM238 233V234H237ZM250 233V234H249ZM202 234L200 235V236H202ZM236 234V235H235ZM243 234H244V236H243ZM248 234V235H247ZM200 236H197V237H200ZM237 236V237H236ZM248 236V237H247ZM245 237V238H244ZM232 238V239H231ZM238 238V239H237ZM250 238V239H249ZM247 239H248V241H247ZM241 241V242H240ZM242 242H245V243H242ZM239 245H238V244ZM238 245V246H237ZM244 247V248H245ZM243 249V248H242ZM256 263H257V261H256Z\"/></svg>",
  "mask_w": 264,
  "mask_h": 264
}]
</instances>
